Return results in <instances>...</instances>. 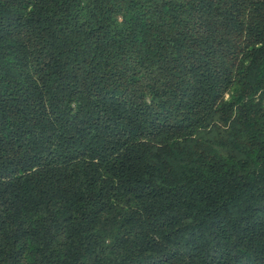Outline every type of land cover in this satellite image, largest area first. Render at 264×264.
Instances as JSON below:
<instances>
[{"label":"trees","instance_id":"16d2710c","mask_svg":"<svg viewBox=\"0 0 264 264\" xmlns=\"http://www.w3.org/2000/svg\"><path fill=\"white\" fill-rule=\"evenodd\" d=\"M0 264H264V0H0Z\"/></svg>","mask_w":264,"mask_h":264}]
</instances>
